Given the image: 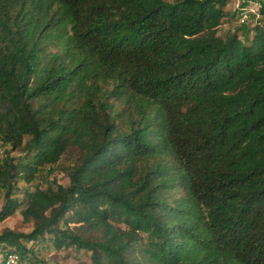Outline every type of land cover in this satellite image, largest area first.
<instances>
[{
    "label": "trees",
    "instance_id": "16d2710c",
    "mask_svg": "<svg viewBox=\"0 0 264 264\" xmlns=\"http://www.w3.org/2000/svg\"><path fill=\"white\" fill-rule=\"evenodd\" d=\"M229 1L0 0V141L20 153L0 157V222L13 182L78 154L67 185L24 189L34 228L0 244L264 264V0L245 38L217 32Z\"/></svg>",
    "mask_w": 264,
    "mask_h": 264
},
{
    "label": "rangeland",
    "instance_id": "374dc122",
    "mask_svg": "<svg viewBox=\"0 0 264 264\" xmlns=\"http://www.w3.org/2000/svg\"><path fill=\"white\" fill-rule=\"evenodd\" d=\"M173 1V0H167ZM241 0H230L226 5L228 14L224 17L221 24L218 26L217 32L226 36L228 33L237 32L246 37L247 33H252L259 17L255 13H250L248 20L245 23H240L237 20L236 6ZM261 0H250L249 4L256 6ZM250 36V34H248ZM248 37V36H247ZM20 153L18 150H13L8 144H3L0 141V157L16 159ZM77 151L71 147L64 153L61 158L52 164L44 165L36 179L32 183L18 180L13 182L14 190L13 197H16L20 202V207L16 212L0 222V231L4 227H8L15 232H30L34 228L33 221L25 220L22 216L21 209L24 207V189L38 185L41 188L54 187L56 183L67 185L69 183V170L73 163L77 160ZM5 186L0 182V206L4 202ZM147 237V234H144ZM21 246L0 244V263L2 256L9 250H16L22 255V261L35 264V260H39L38 264H83L90 262L89 252L85 249L69 248L55 249L49 244L48 234L43 237L24 240L21 239ZM70 251V255L64 256V253Z\"/></svg>",
    "mask_w": 264,
    "mask_h": 264
},
{
    "label": "built area",
    "instance_id": "2783aa9c",
    "mask_svg": "<svg viewBox=\"0 0 264 264\" xmlns=\"http://www.w3.org/2000/svg\"><path fill=\"white\" fill-rule=\"evenodd\" d=\"M249 1L250 0H241L236 6V16L240 23H245L248 20L250 13H255L258 17H261L262 15L258 12L259 4L254 7L249 4ZM0 264H31V262H23L21 255L16 250H9L3 254Z\"/></svg>",
    "mask_w": 264,
    "mask_h": 264
}]
</instances>
